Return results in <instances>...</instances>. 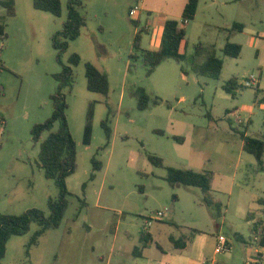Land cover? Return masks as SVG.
Segmentation results:
<instances>
[{
    "label": "rangeland",
    "instance_id": "rangeland-1",
    "mask_svg": "<svg viewBox=\"0 0 264 264\" xmlns=\"http://www.w3.org/2000/svg\"><path fill=\"white\" fill-rule=\"evenodd\" d=\"M8 1L0 0V213L19 215L36 208L49 216V200L58 198L60 190L45 177L31 129L53 112L55 75L62 65L52 37L67 20L68 0H60V17L35 9L33 0H14L13 9L1 3ZM178 1L85 2L81 12L87 25L61 55L64 65L74 53L83 60L74 68L71 85L63 89L77 148V169L67 179L69 205L60 226L30 249L38 224L11 237L1 264H167L175 251L171 238L193 237L208 251V264H247L254 248L239 237L250 241L247 216L260 215L255 200L264 197V171L243 150L241 133L264 139V107L257 104V88L244 83L262 75L264 89V0H226L229 5L223 9H209L203 2L196 19L186 23L189 59L182 64L167 60L148 76L140 52L133 49L135 35L147 24L180 16ZM136 2L149 10L139 15L138 27L129 16ZM235 23L244 30L233 29ZM150 40L144 33V49ZM227 41L241 45L238 58L224 54ZM198 45L215 50L224 61L219 79L194 70L191 58ZM86 62L97 63L108 74L107 96L88 90ZM230 80L237 84L235 96L224 88ZM140 87L152 100L163 102L140 110L135 97ZM91 105L93 133L87 145L84 130ZM233 112L239 113L241 123ZM106 119L112 130L108 145ZM59 127L56 124L54 131ZM150 155L162 158L164 167L154 166ZM94 158L102 170H94ZM169 167L213 172L209 196L220 208L208 206L200 188L169 184ZM159 212L163 217H157ZM149 221L152 225L145 230ZM146 231L152 241L144 248ZM221 235L231 248L214 255ZM135 249L142 250L143 257L136 256ZM194 250L192 244L178 254L192 259Z\"/></svg>",
    "mask_w": 264,
    "mask_h": 264
},
{
    "label": "trees",
    "instance_id": "trees-1",
    "mask_svg": "<svg viewBox=\"0 0 264 264\" xmlns=\"http://www.w3.org/2000/svg\"><path fill=\"white\" fill-rule=\"evenodd\" d=\"M87 0H68V16L66 22L63 24V29L55 33L52 37V43L55 50H57V61L62 65V71L55 75L58 82L57 91L51 96L53 104L52 115L43 123H36L31 129V135L34 143L40 145L39 161L40 166L44 171L47 179L54 180L60 190V195L56 199L49 200V216H46L44 211L40 209H30L22 214H6L0 213V264L5 257L7 251V243L13 236H21L26 234L31 224L36 223L39 229L35 232L28 244V249L38 244L39 239L50 229L58 228L65 216V212L69 205L67 179L77 169V148L73 136L70 132L66 109L67 103L63 89L71 85L74 77V68L78 67L82 62L79 54L74 53L69 58L68 65H64L61 61V55L69 49L70 42L78 39L82 34V29L87 25L86 16L81 12ZM200 0H188L183 11L181 20L168 19L164 23V30L162 34L160 48L157 51L143 49L142 41L143 34L149 33L146 28L139 29L133 41V49L135 52H140L143 64L147 69V75L151 76L157 68L167 60H174L178 64H182L189 58L187 51L182 50V46L187 47L186 39V23L193 21L197 15L198 5ZM10 9L14 7V0L8 2H1ZM34 8L44 12L51 13L56 17L62 15V3L60 0H33ZM135 26H139V21H133ZM244 26L235 23L233 29L242 31ZM4 33L2 29L0 31ZM242 47L239 44L227 41L223 52L226 56L238 58L241 54ZM206 55V60L198 64L196 60ZM135 55L132 54L131 57ZM1 62V61H0ZM194 70L204 76L213 79H219L221 76L224 61L216 55L215 50H210L202 45L196 46L195 54L191 58ZM85 74L87 78V88L91 92L99 93L104 96L109 94L110 83L109 76L106 72L99 70L93 63L86 62ZM183 70V69H182ZM184 72V71H183ZM227 93L235 96L234 91L237 89L235 80H230L225 85ZM3 90V89H2ZM2 91H0L1 93ZM262 95V98L259 97ZM135 97L138 102V108L145 110L149 107L151 102L154 104H161V98L151 99L145 88H138L135 91ZM255 98L257 104H264V90L256 89ZM109 119L103 122V127L106 132L107 145L110 142L112 130L109 126ZM56 124L60 127L54 131ZM93 105L90 106L87 123L84 130V144H90L93 133ZM48 134L46 138L44 135ZM243 140V149L247 153L253 155L258 164L261 165L264 159V139L248 136L246 133H241ZM175 140L183 142L184 139L174 137ZM150 162L156 167H164L163 159L157 156L150 155ZM94 170L100 171L103 168L101 162L93 159ZM95 177L92 174L91 179ZM165 180L175 186L177 184L187 187H197L207 194L206 202L208 206L220 208V205L215 203L210 198L209 193L213 188L214 173L211 171L197 172L191 169H178L174 167L167 168V175ZM177 196H174V200ZM260 240L257 242L258 246H264V231L259 234ZM175 248H184L186 241L183 239L175 240L171 238ZM142 241L144 248H146L152 241L150 237L142 234ZM142 250L135 249L134 254H141Z\"/></svg>",
    "mask_w": 264,
    "mask_h": 264
},
{
    "label": "crops",
    "instance_id": "crops-1",
    "mask_svg": "<svg viewBox=\"0 0 264 264\" xmlns=\"http://www.w3.org/2000/svg\"><path fill=\"white\" fill-rule=\"evenodd\" d=\"M187 1L188 0H179L178 1L179 8H180V6L182 7V11H181V15L180 16H176V17H168L167 16L163 21H161V23H160V21H158L156 24H153V25L152 24H147V29L149 30V34L151 35L149 48L147 50L157 51L160 48L165 21L168 20V19L181 20L182 15H183V11H184V8L186 6ZM238 1H239L238 3L244 2V0H238ZM203 2L206 4V6L209 9H211V8L213 9L214 7H217L218 9H223L224 7H227L229 5L228 1H226V0H200L199 1V5H198V10H197V15L200 13V7H201V4ZM141 4L143 6V12L149 13V10L146 9V6L143 5V3H141ZM256 7H258V4H256ZM197 15H196V17H197ZM196 17H195V19H196ZM243 30H244V28H243ZM186 49H187V47L184 46V44H183L182 50L185 51ZM95 66L99 70L104 71L101 67H99V65H97V63H95ZM262 81H263V77L261 75L260 78H259V86L257 87L260 90L262 89V87H261L262 86L261 85ZM1 87L4 89L3 85ZM262 90H264V89H262ZM260 98H262V95L259 97V99ZM255 105H256V103H255ZM261 106L264 107V104H261ZM0 134H1V130H0ZM0 155H1V151H0ZM260 169L262 171H264V159H263L262 164L260 165ZM261 192L264 193V190L262 189ZM255 201H256L257 205L260 207L259 210H258L260 215H256L255 213H249L248 216H247V219L250 220V223H251L250 237H249L250 241L245 240L243 237H239V239L242 242L247 243L250 246V248H254L253 254H251V256L247 260V264H250L249 263V259L251 257H253L255 249L257 247L256 244L253 241L254 235L264 231V197H258ZM144 234L147 235V237L151 238L150 234H148L147 231ZM197 234L199 236L200 232H198ZM251 238H252V240H251ZM197 241H198V238L197 237H193L192 240L188 239L186 241V246L184 248H175L174 247L175 251H174L173 254L170 255L169 262L167 264H208L209 263L208 259H207L208 251L205 248L200 247V244H198L199 242H197ZM192 244H193L194 249H195L194 250V258L187 259V258L183 257L182 255L178 254L179 252L186 251L190 247V245H192ZM216 244H217V239H216ZM228 245L230 247L229 243H228ZM173 246H174V244H173ZM215 254H216V249L214 250V255ZM136 256L143 257V252H141V254L136 255Z\"/></svg>",
    "mask_w": 264,
    "mask_h": 264
},
{
    "label": "built area",
    "instance_id": "built-area-1",
    "mask_svg": "<svg viewBox=\"0 0 264 264\" xmlns=\"http://www.w3.org/2000/svg\"><path fill=\"white\" fill-rule=\"evenodd\" d=\"M143 12V6L141 3L136 2L129 10V16L132 20H138L139 15ZM1 67V62H0ZM259 86V79L255 77H251L244 83V87L246 88H257ZM2 87L0 85V91ZM233 117L236 118L237 121L241 123L240 115L238 112L231 113ZM157 217H163V213L159 212ZM152 225V221L147 222L145 230H147ZM259 234L254 235L253 241L256 244V249L253 257L249 259L250 264H264V246H258L257 242L260 240ZM230 250L227 239L225 236L221 235L217 238L216 244V252L224 253Z\"/></svg>",
    "mask_w": 264,
    "mask_h": 264
},
{
    "label": "water",
    "instance_id": "water-1",
    "mask_svg": "<svg viewBox=\"0 0 264 264\" xmlns=\"http://www.w3.org/2000/svg\"><path fill=\"white\" fill-rule=\"evenodd\" d=\"M3 89V88H2Z\"/></svg>",
    "mask_w": 264,
    "mask_h": 264
}]
</instances>
